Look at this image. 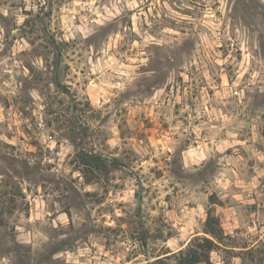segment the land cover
Instances as JSON below:
<instances>
[{
	"label": "rangeland",
	"instance_id": "obj_1",
	"mask_svg": "<svg viewBox=\"0 0 264 264\" xmlns=\"http://www.w3.org/2000/svg\"><path fill=\"white\" fill-rule=\"evenodd\" d=\"M187 250L264 264V0H0V264Z\"/></svg>",
	"mask_w": 264,
	"mask_h": 264
},
{
	"label": "trees",
	"instance_id": "obj_2",
	"mask_svg": "<svg viewBox=\"0 0 264 264\" xmlns=\"http://www.w3.org/2000/svg\"><path fill=\"white\" fill-rule=\"evenodd\" d=\"M210 234H213V231L210 230ZM208 241V239H206ZM182 256L180 257V264H196L197 256L196 252L193 251L192 253L187 250L186 252L180 253Z\"/></svg>",
	"mask_w": 264,
	"mask_h": 264
}]
</instances>
